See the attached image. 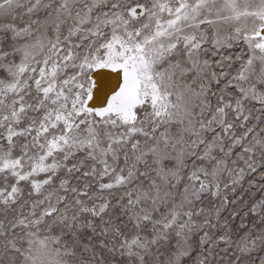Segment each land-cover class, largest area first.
Returning <instances> with one entry per match:
<instances>
[{
  "label": "snow or ice",
  "instance_id": "6c2138e0",
  "mask_svg": "<svg viewBox=\"0 0 264 264\" xmlns=\"http://www.w3.org/2000/svg\"><path fill=\"white\" fill-rule=\"evenodd\" d=\"M0 264H264V0H0Z\"/></svg>",
  "mask_w": 264,
  "mask_h": 264
}]
</instances>
